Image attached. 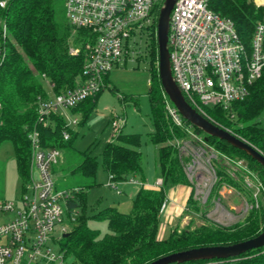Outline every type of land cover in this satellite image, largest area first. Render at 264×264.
Here are the masks:
<instances>
[{"label": "trees", "instance_id": "obj_1", "mask_svg": "<svg viewBox=\"0 0 264 264\" xmlns=\"http://www.w3.org/2000/svg\"><path fill=\"white\" fill-rule=\"evenodd\" d=\"M64 2L65 0H9L6 7L0 6V145L6 140L13 143L17 170L24 182L28 179L32 166L31 132H38L45 148L76 150L74 139L78 130L67 127L71 136L65 139V119L54 114L50 122L45 124L37 111L41 98H48L53 92L67 91L79 83L85 61L83 48L78 54H71L69 48L72 38L79 43L87 38L89 32L85 29L74 31L65 15ZM209 7L230 18L243 42L250 47L256 25L264 22V5L256 4L254 0H209ZM159 12L160 10L157 12L154 30L148 36L144 54L139 53L137 58L149 60L151 83L148 96L154 126L149 139L157 146V171L163 183L160 189L142 185L136 192L132 209L128 213L115 206H107L94 213L92 217L108 221L109 232L101 236L99 230L88 225L89 217L83 208L75 211L84 206L85 189L96 184L99 164L98 156L81 151L83 160L74 168V172L92 178V182L74 189L73 196L67 201V216L77 215L71 220L69 234L61 239L62 249L75 264H147L174 252L200 246L229 245L250 239L264 231V210L253 204L244 222L230 226L211 222L194 229H180L177 225L170 230L168 236L159 237L160 209L167 199L170 187L177 184L190 186L188 203H195L194 188L185 169V164L191 161L192 156L182 155L176 143L188 139L190 134L176 125L169 116L167 104L170 100L159 77L158 41L155 33ZM4 24L6 33L3 31ZM45 79L54 83L53 90L47 87ZM105 82L109 84V74L105 77ZM111 88L117 90L115 86ZM101 92L71 108L72 113H82L85 121L95 109ZM120 97L123 100L132 98L124 94ZM233 109L234 117L218 107H209L205 111L212 121L264 153V125H259L256 121L264 112V76L252 87L251 95L234 103ZM182 118L191 124L183 116ZM195 131L198 132L199 129L195 127ZM199 134L218 152L246 162L249 169L259 170L264 181L263 165L246 151L201 130ZM141 138L139 133H126L120 128L104 146L100 153L101 162L113 181L122 182L131 176L143 174L142 152L139 149ZM217 163L214 164L218 177L216 186L221 187L225 182L242 189L237 178L228 174L227 167ZM235 172L237 177L241 175V182L242 173L245 175L246 171ZM171 264H264V246L227 259Z\"/></svg>", "mask_w": 264, "mask_h": 264}, {"label": "built area", "instance_id": "obj_2", "mask_svg": "<svg viewBox=\"0 0 264 264\" xmlns=\"http://www.w3.org/2000/svg\"><path fill=\"white\" fill-rule=\"evenodd\" d=\"M8 1L0 0V6L6 7ZM163 2L65 0V14L74 31L89 32L79 43L72 38L69 48L71 54H78L83 48L85 61L74 88L53 92L38 101L40 119L48 124L54 114L62 116L66 121L63 135L69 139L68 128L77 126L79 119L68 118L66 111L104 90L105 77L125 57L136 58L140 53L137 37L145 30L147 37L153 32ZM3 31L6 33V24ZM168 45L174 79L187 100L210 120L205 111L209 107L222 108L234 117L233 104L249 97L252 87L264 76V22L256 25L248 47L234 22L213 11L209 0H176L170 14ZM45 83L53 90L54 83L49 79ZM167 111L176 125L190 135H200L169 101ZM112 124L120 129L125 126V119L119 118ZM30 139L32 166L21 208L16 210L13 201L0 199V264H75L61 247V239L71 223L64 224L63 216L67 201L73 196L57 189L53 176L62 161V150L43 147L37 131L31 132ZM162 183L159 178L155 185L160 189ZM112 186L121 192L117 183ZM168 203L169 198L162 203L161 214L166 212ZM9 213L13 214L10 218ZM57 227L63 233L61 238L54 235ZM56 244L60 245L57 249Z\"/></svg>", "mask_w": 264, "mask_h": 264}, {"label": "rangeland", "instance_id": "obj_3", "mask_svg": "<svg viewBox=\"0 0 264 264\" xmlns=\"http://www.w3.org/2000/svg\"><path fill=\"white\" fill-rule=\"evenodd\" d=\"M147 40L149 39L146 30L137 37L139 44L137 49L140 54H144ZM138 55L135 59L125 57L119 66L110 71L109 84L98 96L95 109L85 121H83L82 113L74 114L71 110L66 111L68 118L76 117L82 123L73 127L75 131L78 130V135L74 139L76 150H62V161L56 166L53 174L57 189L73 193L78 186H85L92 182V178L74 172V168L83 160L81 151H88L98 156L96 184L85 189L84 206L75 211H81L83 208L89 217L88 225L99 230L101 236L109 232L108 221L92 217L94 213L107 206H115L123 212H130L136 192L142 186L139 182L144 181L146 186V183L156 182L158 176L157 146L149 139V133L154 129L152 107L148 96L151 72L149 60L144 57L138 59ZM113 86L117 88L116 91L112 90ZM121 94L130 95L132 98L123 100L120 97ZM61 111L64 110L61 109ZM119 118L125 119V126L121 127L124 132L139 133L142 137L139 149L142 152L143 174L131 176L122 182H111L101 162L100 153L118 130L112 122ZM256 121L259 125H264V112ZM178 145L182 155L191 154L192 156L191 161L185 164V169L192 188H194L195 203L187 202V208L180 212L179 219L174 221L173 226L177 223L180 229H194L211 222L230 226L244 222L253 204L264 210V181L259 170L249 169L246 162L234 160L218 152L205 142L203 135H190L188 139L179 140ZM217 162L227 167L228 174L237 178L242 189L229 186L225 182L221 184V187L216 186L218 177L214 164ZM241 170L246 171L245 175ZM235 171L242 173L241 182V175L237 177ZM131 180L138 183H131ZM116 183L121 192L113 188L112 185ZM26 186L27 182L22 180L17 170L13 143L6 140L0 145V199L13 201L18 210L21 208ZM187 189L191 191V187ZM76 215L72 214L68 217L65 213L63 223L69 224V221L71 222ZM12 216V213L8 214V218ZM71 228L72 222L69 230ZM62 234L60 228L57 227L55 237L61 238ZM59 246L56 244V249Z\"/></svg>", "mask_w": 264, "mask_h": 264}, {"label": "water", "instance_id": "obj_4", "mask_svg": "<svg viewBox=\"0 0 264 264\" xmlns=\"http://www.w3.org/2000/svg\"><path fill=\"white\" fill-rule=\"evenodd\" d=\"M176 0H164L159 12L157 25L158 70L162 87L171 103L181 115L193 126L205 134L224 139L230 144L246 151L264 167V153L232 131L218 125L199 112L186 98L182 89L173 77L168 45L170 14ZM69 232L64 233L67 236ZM264 246V231L250 239L229 245L200 246L174 252L160 257L147 264H171L186 261L227 259L239 256L249 250Z\"/></svg>", "mask_w": 264, "mask_h": 264}, {"label": "crops", "instance_id": "obj_5", "mask_svg": "<svg viewBox=\"0 0 264 264\" xmlns=\"http://www.w3.org/2000/svg\"><path fill=\"white\" fill-rule=\"evenodd\" d=\"M256 4L258 5H264V0H254ZM133 177V176H132ZM160 177L157 176V179ZM143 183V181H141ZM134 184H137L136 182H131ZM154 183H146L144 182V186L147 188H154L158 189L159 187L155 185ZM140 184V183H139ZM190 186H187L185 184H177L168 189L167 198H169L168 207L165 213L161 214V225L159 228V237L165 238L168 236L170 230L177 226L176 223L174 226V221L179 219L180 212L182 210L186 209V204L188 202V198L190 196L189 189ZM138 191V190H137Z\"/></svg>", "mask_w": 264, "mask_h": 264}]
</instances>
